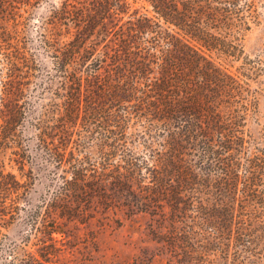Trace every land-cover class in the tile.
Wrapping results in <instances>:
<instances>
[{"label": "rangeland", "instance_id": "374dc122", "mask_svg": "<svg viewBox=\"0 0 264 264\" xmlns=\"http://www.w3.org/2000/svg\"><path fill=\"white\" fill-rule=\"evenodd\" d=\"M13 1L16 17L0 19V31L4 27L12 37L0 59L16 50L24 56L13 79L26 83L23 99H30L38 120L36 128L27 123L19 129L20 158L12 149L2 152L5 170L26 187L15 214L0 226V264H12V254L13 264H264V226L239 228L232 236L220 203L210 214L187 212L193 220L174 222L177 234L170 232L163 181L152 183L154 170H167L166 132L138 117L134 100L119 103L85 92L75 100L62 90L51 56L74 28L55 20L52 7L82 0ZM251 4L243 13L247 29L238 35L245 65L212 56L251 78L245 81L255 105L244 130L250 146L264 150V0ZM141 5L148 9L142 0L132 8L142 11ZM86 66L73 70L88 74L92 65ZM216 182L211 193L219 190ZM262 192L264 199V187Z\"/></svg>", "mask_w": 264, "mask_h": 264}, {"label": "trees", "instance_id": "16d2710c", "mask_svg": "<svg viewBox=\"0 0 264 264\" xmlns=\"http://www.w3.org/2000/svg\"><path fill=\"white\" fill-rule=\"evenodd\" d=\"M135 1H64L52 7L55 20L74 28L51 56L62 90L75 100L83 92L119 103L134 100L138 117L162 125L167 170H154L152 183L163 181L174 235V222L193 220L187 212L210 214L219 203L232 236L239 228L264 226V150L251 147L244 130L255 105L245 81L251 78L212 56L245 65L238 35L247 29L243 13L251 0H142L148 6L141 5L142 11L132 8ZM13 2L0 0V19L16 17ZM11 39L3 27L0 48ZM23 58L16 50L0 59V226L4 216L15 214L13 207L26 187L5 170L2 152L12 149L20 158L15 150L19 129L27 123L36 128L38 120L31 115L30 99H23L26 83L13 79ZM82 64L92 65L88 74L73 70ZM212 181L219 188L214 193ZM9 260L15 262L13 254Z\"/></svg>", "mask_w": 264, "mask_h": 264}]
</instances>
